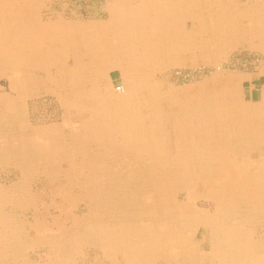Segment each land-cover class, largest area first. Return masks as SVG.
<instances>
[{
    "label": "rangeland",
    "instance_id": "rangeland-1",
    "mask_svg": "<svg viewBox=\"0 0 264 264\" xmlns=\"http://www.w3.org/2000/svg\"><path fill=\"white\" fill-rule=\"evenodd\" d=\"M0 2V38L10 46L0 56V264L264 261V206L249 214L253 202L247 197L264 193V120L221 115L204 127L196 112L206 102L210 110L225 111L237 100L262 110L264 27L245 16L259 8L264 13V0H189V13L176 19L165 14L161 22L154 13L127 15L121 43L128 52L137 43L123 54L122 66L120 57L102 59L93 46L99 39L113 43L104 28L120 0ZM125 2L134 12L151 10L156 1ZM216 4L228 8L226 15L218 17ZM32 24L44 28L31 32ZM129 32L138 36L130 44ZM158 33L156 44L150 36ZM234 122L242 124L227 137ZM230 163L232 188L242 191L220 201L224 211L217 212V226L243 219L239 231L242 238L250 236V246H243L242 257H216L209 252L208 233L181 213L215 216L219 199L212 194L227 181L216 173L229 176ZM184 236L191 248L179 247ZM159 239L161 250L154 248Z\"/></svg>",
    "mask_w": 264,
    "mask_h": 264
},
{
    "label": "bare ground",
    "instance_id": "bare-ground-1",
    "mask_svg": "<svg viewBox=\"0 0 264 264\" xmlns=\"http://www.w3.org/2000/svg\"><path fill=\"white\" fill-rule=\"evenodd\" d=\"M7 1V0H6ZM141 1V0H140ZM156 2H152V4L153 5H151V10H149V9H147V7L146 6H142L141 8H139V9H137L136 11H134L133 12V9H130V8H132V7H127L126 9H125V6H127V3L125 2V0H120V3L119 4H114L113 6H112V20H111V22H110V25L109 26H107V28H104V30H106V31H109L108 32V35H111V37H112V39H113V43H109L108 42V44H106V42H103L101 39H99L97 42H95V43H93V46H95L96 47V49H97V51H100V53L102 54V59L105 57L106 58V56H108V57H113V56H117V58H119L120 57V59H118V66H122V62H123V60H124V58H123V54L124 53H129L130 51H131V48H135V44L134 43H137V42H132L131 44H130V41L132 40V38L133 37H138L137 36V34H134V33H131V32H129V33H127V35H128V38H127V40H129L128 42H129V44L131 45V48L129 49V52H128V49L127 48H123V46L124 45H122V43H121V40H123V37H125V35H123V32H124V29L123 28H121V25L122 24H124V22L125 21H127L128 19H130V18H127L126 16L128 15L129 17H131L130 15H132V14H136V15H139V16H143V15H145V14H147V13H154L155 14V16H156V18L157 19H159L160 20V22L161 21H164L163 19H165V18H163L164 17V15L165 14H168L169 16H171V17H174V19H176V14H185V13H189L192 9H191V7H190V2H189V0H155ZM204 1H206V0H204ZM244 1V0H243ZM5 2V1H4ZM1 3V2H0ZM3 3V2H2ZM6 3V2H5ZM17 3V2H16ZM241 3V2H240ZM4 4V3H3ZM15 4V3H14ZM196 4V3H195ZM208 4V3H207ZM237 4H239V2H237ZM242 4V3H241ZM1 5V4H0ZM18 5V4H17ZM20 5V4H19ZM209 5H210V3H209ZM213 5V4H212ZM217 5V7H215V8H217L218 9V11L216 12L217 14H219V16L218 17H220V16H224V15H226V13L228 12V8H224L223 6H220L219 4H216ZM24 6H26V5H24ZM197 6V5H196ZM195 6V7H196ZM1 7H3V6H1ZM260 7V6H259ZM258 7V8H259ZM255 9V8H254ZM17 10V9H16ZM251 10V9H250ZM10 11V10H9ZM8 11V12H9ZM18 11V10H17ZM111 11V10H110ZM208 11H210V10H208ZM252 12V11H251ZM256 12V11H255ZM37 13V12H36ZM241 13V12H240ZM239 13V14H240ZM9 14V13H8ZM12 14L14 15V17H15V13L14 12H12ZM264 13H263V10L262 9H260L259 8V10H257V12L256 13H252V15H243V16H245L247 19V21H252L254 24H255V27H264V15H263ZM183 16V15H182ZM185 16H187V15H185ZM1 17V16H0ZM36 17V16H35ZM179 17V16H178ZM18 18V17H17ZM141 18V17H140ZM143 18V17H142ZM197 18V17H196ZM199 18V17H198ZM201 18V17H200ZM203 18H204V16H203ZM1 19V18H0ZM183 19H184V17H183ZM186 19V18H185ZM218 19V18H217ZM3 20V19H2ZM16 20V19H15ZM15 20H14V22H15ZM141 20V19H140ZM237 20V19H236ZM245 20V21H246ZM137 21V20H136ZM170 21H171V19H170ZM34 22V21H33ZM138 22V21H137ZM141 22H143V19H142V21ZM12 23V22H11ZM54 23V22H53ZM116 23H120V25H118V26H116ZM205 23V22H204ZM203 23V24H204ZM208 23V22H207ZM14 24V23H13ZM23 24V23H22ZM76 24V23H75ZM99 24V23H98ZM140 24V23H139ZM170 24H172V23H170ZM177 24V23H176ZM206 24V23H205ZM2 25V24H1ZM25 25V24H24ZM24 25H21V28L20 29H22V30H24L26 27L24 26ZM72 25V24H71ZM144 25V24H143ZM237 25V24H236ZM136 25H134V27H135ZM162 26V25H161ZM203 26V25H202ZM72 27V26H71ZM74 28L76 27V26H73ZM72 27V28H73ZM95 27V26H94ZM145 27H146V25H145ZM174 27H176V26H174ZM201 27V26H200ZM42 28H44V27H41V26H36L35 24H32V25H29V29H30V31L31 32H37V31H40ZM50 28V27H49ZM51 28H53L54 30H56V28H55V23H54V25H53V27H51ZM98 28V27H97ZM3 29H5V28H3ZM67 30V29H66ZM77 30V33L79 34V35H83L82 33H83V29L82 28H79V29H75V31ZM155 30V29H154ZM166 30V29H165ZM164 30V31H165ZM8 31V30H7ZM47 31H49V30H47ZM152 31V30H151ZM199 31H202V30H199ZM204 31V30H203ZM13 32H14V30H13ZM121 32V33H120ZM22 33L23 32H20V33H18L17 35H16V37L14 38V40H13V42H15V39L16 38H19L21 35H22ZM162 33V32H161ZM195 33V32H194ZM199 34H201L200 32H198ZM205 33H206V31H205ZM5 34H7V33H5ZM11 34V33H10ZM62 34V32L61 33H59V34H55L56 36H60ZM74 34V33H73ZM100 34V33H99ZM101 34H103V33H101ZM213 34H214V32H213ZM219 34V33H218ZM8 35V34H7ZM7 35H5L6 37H7ZM40 35H44L45 36V38H46V36L47 35H45V33L44 32H42V33H40ZM52 35V34H51ZM67 35L69 36L70 34L67 32ZM157 35H160L159 33L158 34H156V35H151L150 37L152 38V42H155L156 44H157V40L159 39L158 37H156ZM162 35V34H161ZM252 35H253V33H252ZM10 36H12L13 37V35H10ZM35 37L36 35L35 34H31V33H29L28 34V37ZM75 36H77V35H75ZM96 36V35H95ZM186 36V35H185ZM193 36V35H192ZM196 36V35H195ZM212 36V35H211ZM215 36H217V35H215ZM234 36V35H233ZM11 37V38H12ZM41 37V36H40ZM71 37V36H70ZM72 37H74V35L72 36ZM197 37H198V35H197ZM209 37V36H208ZM214 37V36H213ZM11 38H9V39H11ZM94 38V37H93ZM231 38V37H230ZM237 38V37H236ZM8 39V40H9ZM50 39H54L53 38V36H51L50 37ZM96 39V38H95ZM94 39V40H95ZM107 39H109V38H107ZM121 39V40H120ZM148 39V38H147ZM186 39V38H185ZM28 40V39H27ZM141 40V39H140ZM169 41H170V39H168ZM172 40V39H171ZM209 40V39H208ZM7 40L5 39L4 40V42H2L1 41V38H0V56H6V55H4V54H6L7 53V51L8 50H10V46L8 45V44H5V42H6ZM150 41V40H149ZM159 41V40H158ZM165 41V40H164ZM174 41H176V40H174ZM185 41V40H184ZM192 41H193V39H192ZM210 41V40H209ZM212 41V40H211ZM214 41V40H213ZM8 42V41H7ZM78 42V41H77ZM183 42V41H182ZM33 43V42H32ZM73 43V42H72ZM166 43V42H165ZM140 44H142L143 45V41H141V43ZM202 44V43H201ZM24 44H22V46H23ZM79 45V44H78ZM122 45V46H121ZM165 45V44H164ZM163 45V46H164ZM181 45V44H180ZM205 45V44H204ZM3 46H5L6 47V49H4L3 51L1 50V48L3 47ZM21 46V45H20ZM70 46H72V45H70ZM69 46V47H70ZM24 47V46H23ZM36 47V46H35ZM59 47V46H58ZM127 47V46H126ZM166 47V46H165ZM200 47H202V46H200ZM209 47V46H208ZM22 48V47H21ZM55 48V47H54ZM57 48V47H56ZM72 48V47H71ZM185 48V47H184ZM203 48V47H202ZM207 48V47H206ZM28 49V48H27ZM26 49V50H27ZM51 49V48H50ZM136 49V48H135ZM135 49L133 50V52H135ZM165 49V48H164ZM15 50V49H14ZM158 50V49H157ZM167 50V49H166ZM208 50V49H207ZM22 51V50H21ZM28 51V50H27ZM54 51H56V50H54ZM71 51H72V49H71ZM182 51V50H181ZM23 52V51H22ZM37 52V51H36ZM58 52V51H57ZM82 52H84V51H82ZM132 52V51H131ZM141 52V51H140ZM144 52V51H143ZM71 53V52H70ZM99 53V52H98ZM207 53V52H206ZM210 53V52H209ZM26 54V53H25ZM58 54V53H57ZM97 54V53H96ZM54 55V54H53ZM52 54H51V56H53ZM143 56H144V54H142ZM153 55V54H152ZM210 55V54H209ZM50 56V57H51ZM126 56V55H125ZM128 56V55H127ZM133 56V55H132ZM141 56V55H140ZM46 57V56H45ZM73 57V56H72ZM79 57V56H78ZM77 57V58H78ZM89 57H90V55H89ZM136 56H134V58H135ZM5 58V57H4ZM55 58V57H54ZM95 58V57H94ZM98 58V57H97ZM207 58V57H206ZM9 59V58H8ZM15 59V61L17 60V61H20V60H18V59H16V58H14ZM38 59V58H37ZM50 59V58H49ZM92 59H93V57H92ZM123 59V60H122ZM136 59V58H135ZM208 59V58H207ZM12 60V59H11ZM45 60V59H44ZM53 60V59H52ZM127 60V59H126ZM13 61V60H12ZM134 61V60H133ZM141 61V60H140ZM139 61V62H140ZM165 61V60H164ZM37 62V61H36ZM44 62V61H43ZM58 62V61H57ZM106 62V61H105ZM135 62V61H134ZM161 62V61H160ZM9 63V62H8ZM7 63V64H8ZM81 63V62H80ZM3 64V63H2ZM32 64V63H31ZM48 64V63H47ZM85 64V63H84ZM29 65V64H28ZM37 65V64H36ZM76 65V64H75ZM87 65V64H86ZM116 65V64H115ZM10 66V65H9ZM42 66H44V65H42ZM46 66V65H45ZM95 66V65H94ZM101 66V65H100ZM2 67V66H1ZM8 67V66H7ZM28 67V66H27ZM4 68V67H3ZM78 68V67H77ZM84 68L86 69V66H84ZM89 68V67H88ZM88 68H87V70H88ZM117 68V67H116ZM28 69H30V68H28ZM56 69V68H55ZM34 70V69H33ZM32 70V71H33ZM90 70V69H89ZM158 70V69H157ZM45 73V72H44ZM55 73V72H54ZM66 74V73H65ZM125 74V73H124ZM127 74V73H126ZM136 74H138L137 72H136ZM143 74V73H142ZM17 75V74H16ZM120 76V75H119ZM138 76H140V75H138ZM144 76V75H143ZM89 77V76H88ZM133 77L135 78V76L133 75ZM137 77V76H136ZM64 78V77H63ZM81 78V77H80ZM140 78V77H139ZM17 79V78H16ZM77 79V78H76ZM128 79V78H127ZM142 79V78H141ZM53 80V79H52ZM59 80V79H58ZM64 80V79H63ZM105 80V79H104ZM160 80V79H159ZM137 81V80H136ZM137 83V82H136ZM140 84V83H139ZM16 85V84H15ZM19 86V85H18ZM27 86V85H26ZM85 86V85H84ZM125 86V85H124ZM148 86H149V84H148ZM151 86V85H150ZM156 86H157V84H156ZM27 90V89H26ZM139 90V89H138ZM153 90V89H152ZM153 92V91H152ZM150 94V93H149ZM119 95H121V94H119ZM154 95V94H153ZM231 96H233V94H231L230 95V97ZM90 98V97H89ZM223 98V97H222ZM204 99V98H203ZM137 100V99H136ZM158 100V99H157ZM208 100H210V99H208ZM232 100V99H231ZM259 105L261 104L262 105V110H257V112H255V111H252V110H250V106L252 105V104H243V102H240V100L238 101H235V99H234V101L235 102H233V104L232 105H229L228 106V108L225 110V111H220V112H215V111H213V110H210L209 109V104H208V102H206V104H205V108H204V110H201V111H196L197 112V116L201 119H199L200 120V123L199 124H204V127L211 121V120H215V118L216 117H219V116H221V115H226V116H229L230 118H233L234 120H236V119H241L242 121L243 120H245V119H257V120H264V85H263V87H262V93H261V96H260V98H259ZM135 101V100H134ZM138 101V100H137ZM212 101V100H211ZM5 102V101H4ZM137 103V102H136ZM6 104V103H5ZM122 104V103H121ZM120 104V105H121ZM125 105V104H124ZM207 105H208V107H207ZM158 106V105H157ZM122 107V106H121ZM249 108V109H248ZM254 108V107H253ZM157 109V108H156ZM257 109V108H256ZM259 109V108H258ZM255 110V109H254ZM188 111V110H187ZM188 114H189V112H188ZM195 110H194V112L192 113V114H189L190 116H192V117H194L195 115ZM148 116V115H147ZM178 116H179V114H178ZM147 120V119H146ZM149 120V119H148ZM179 120H180V118H179ZM183 120V119H182ZM2 121V120H1ZM17 122V121H16ZM153 122V121H152ZM178 123V122H177ZM241 123V122H240ZM152 124V123H151ZM242 124V123H241ZM241 124H239V122H234L232 125H231V128H229L228 130H226L225 131V133H226V135H227V137H229V136H233V135H235V132H236V130H237V127L236 126H239V125H241ZM247 124V123H246ZM264 124V123H263ZM241 128V127H240ZM239 129V128H238ZM249 129V128H248ZM27 130V129H26ZM31 131V130H30ZM250 131V130H249ZM257 131H258V129H257ZM251 132V131H250ZM258 133H259V131H258ZM261 134V133H260ZM53 138V137H52ZM50 141V140H49ZM98 141V140H97ZM205 141H207V138H206V140ZM21 142H23V141H21ZM55 142H57L56 140H55ZM208 142V141H207ZM11 143V142H10ZM14 143H15V141H14ZM64 143V142H63ZM62 143V144H63ZM30 144V143H29ZM33 144V143H32ZM38 144V143H37ZM224 144H227L226 142L224 143ZM229 144V143H228ZM10 145V144H9ZM21 145V144H20ZM54 145H56V143L54 144ZM6 146V145H5ZM14 146V145H13ZM206 146H209V144H206ZM4 147V146H3ZM10 147V146H9ZM21 147V146H20ZM49 147V146H48ZM24 148V147H23ZM34 148V147H33ZM36 148V147H35ZM7 149V148H6ZM38 148H36V150H37ZM53 149H55V148H53ZM53 149H51V150H53ZM50 149H48L47 151H49ZM161 150H162V148H161ZM219 151L220 150H222V149H218ZM13 151H14V149H13ZM17 151V150H16ZM15 151V152H16ZM26 151V150H25ZM24 151V152H25ZM41 151H42V148H41ZM251 151V150H250ZM8 152V151H7ZM12 152V151H11ZM43 152V151H42ZM53 152V151H52ZM72 152V151H71ZM163 152V151H162ZM57 153V152H56ZM69 153V152H68ZM164 153V152H163ZM220 153V152H219ZM60 154H62V153H60ZM165 154H166V152H165ZM218 154V153H217ZM14 155V154H13ZM12 155V156H13ZM30 155V154H29ZM41 155V154H40ZM63 155H65V154H63ZM28 156V155H27ZM34 156H37L36 154L34 155ZM39 156V155H38ZM43 156V155H42ZM45 156V155H44ZM47 156V155H46ZM46 156H45V158H46ZM54 156V155H53ZM58 156V155H57ZM62 156V155H61ZM66 156V155H65ZM25 157V156H24ZM29 157V156H28ZM31 157V156H30ZM40 157V156H39ZM68 157H69V155H68ZM11 158V157H10ZM26 158V157H25ZM32 158H34V157H32ZM55 158V157H54ZM57 158V157H56ZM55 158V159H56ZM65 158V157H64ZM156 158V157H155ZM13 159V158H12ZM11 159V160H12ZM36 159V158H35ZM44 159V158H43ZM49 159H50V157H49ZM62 159V158H61ZM70 159V158H69ZM26 160V159H25ZM46 160V159H45ZM66 160V159H65ZM64 160V161H65ZM73 161V160H72ZM9 162V161H8ZM51 162V161H50ZM60 162V161H59ZM153 162V161H152ZM229 162V161H228ZM172 163V162H171ZM27 164V163H26ZM228 164V163H227ZM229 165H231V166H228V168L226 169V171H228V173L230 174L229 176H225L224 177V172H222V170H219L218 171V174L216 173V175L217 176H219V178H220V180H222V177L224 178V179H227V181H225L224 182V186H223V188H225V189H220V190H218V191H216V192H214L213 194H212V197H214L215 199H219L218 200V202H216V205H215V207H213L212 208V210H213V212H214V217H212V218H210V217H206L205 215H203L201 212L199 213V214H195L194 216H191L190 215V213H189V215H188V213L187 214H184V213H181L182 215V218H185L186 219V221L188 222V224L189 225H191V226H193L196 230H199V228H201L202 229V234L203 235H207L206 233H208V235H209V244H210V254H213L214 253V256H216V255H218V256H216V257H226V252H230V256L229 257H242L241 256V254H242V249H243V246H245L246 247V249H247V245L248 246H250V244H249V237L250 236H247V235H244L243 236V238H242V234L240 233V231H239V227H240V224L244 221L243 219H238V218H236V216L235 217H232L231 218V220L228 222V225H227V223L225 224L224 222H222V224L220 225V226H217V222H218V216H217V212L218 213H222L223 211H224V209L221 207L222 206V202H220V201H222L224 198L225 199H227V200H232V196H234V195H236V194H239L238 192H241L242 190L241 189H239V188H237V187H233L232 188V184H233V179H231V178H229L230 176H231V174H232V166H233V164L232 163H230ZM254 165V164H253ZM46 166V165H45ZM210 166V165H209ZM150 167H152V165L150 166ZM149 167V168H150ZM156 167V166H155ZM58 168H60V167H58ZM16 169V168H15ZM66 169V168H65ZM184 170V169H183ZM218 170V169H217ZM224 170V169H223ZM57 171V170H56ZM156 171V170H155ZM72 173V172H71ZM74 174H72V176H73ZM64 176H67V175H64ZM127 177V176H126ZM154 177H155V175H154ZM74 178V177H73ZM131 178V177H130ZM97 180V179H96ZM127 180V179H126ZM171 180V179H170ZM46 181V180H45ZM212 181H214V180H212ZM257 181V180H256ZM261 181H262V179H261ZM210 182V181H209ZM149 183V182H148ZM227 183H230L231 185L229 186ZM236 184L235 185H239L240 183H237V181L235 182ZM214 184V183H213ZM212 184V185H213ZM65 186V185H64ZM63 186V187H64ZM62 187V186H61ZM62 187V188H63ZM19 188H20V186H19ZM65 190V189H64ZM154 194V193H153ZM159 194V193H158ZM258 195L260 196V197H262V199L260 200V199H258ZM20 196V195H19ZM154 196V195H153ZM157 196V195H156ZM16 197V196H15ZM248 198H250L251 200V202H253V203H251V205L248 207V211L250 212L249 214H251V213H254V212H256V211H258V209H262L261 208V206H264V193H256V192H253V193H250L248 196H247ZM158 198V197H157ZM156 198V199H157ZM29 199V198H28ZM27 199V200H28ZM26 200V199H25ZM169 200V199H168ZM158 201H159V198H158ZM153 203V202H152ZM250 203V202H249ZM171 204V203H170ZM180 204V203H179ZM257 204V205H256ZM191 205V204H190ZM211 205V204H210ZM196 207V206H195ZM160 208V207H159ZM2 209V208H1ZM175 209V208H174ZM9 210V209H8ZM153 210V209H152ZM156 210V209H155ZM234 210V207L233 206H230V211H233ZM236 210H238V208H236L235 209V212H236ZM3 211V210H2ZM210 212V211H209ZM212 212V213H213ZM10 213V212H9ZM154 213H156V211L154 212ZM160 213V212H159ZM5 215V214H4ZM8 217V216H7ZM11 219V218H10ZM170 219V218H169ZM229 220V219H228ZM6 221V220H5ZM76 223H78V222H76ZM122 223V222H121ZM213 223H216V227H214V226H210L211 224H213ZM248 223V222H247ZM4 224V223H3ZM89 225H91V224H89ZM156 225V224H155ZM92 226V225H91ZM81 227V226H80ZM95 227V226H94ZM93 227V228H94ZM6 228V227H5ZM142 228L144 229V230H146V229H148V228H150V226L148 227V225H143L142 226ZM23 229V228H22ZM76 229V228H75ZM80 229V228H79ZM82 229V228H81ZM87 229V228H86ZM159 229V228H158ZM91 231V230H90ZM89 232V231H88ZM119 232V231H118ZM3 233V232H2ZM115 233H116V231H115ZM122 233V232H121ZM124 233V232H123ZM213 233H216L215 235L213 234ZM4 234V233H3ZM119 234H120V232H119ZM141 234V233H140ZM184 234V233H183ZM182 234V235H183ZM125 235H127V234H125ZM142 235V234H141ZM207 235V236H208ZM60 236V235H59ZM116 236H118V234L116 235ZM162 236V235H161ZM178 236V235H177ZM61 237V236H60ZM59 238V237H58ZM167 238V237H166ZM192 238V237H191ZM245 238H247L246 239V241H242V239L244 240ZM60 240V239H59ZM168 240V239H167ZM77 241V240H76ZM172 241V240H171ZM94 242H96V241H94ZM160 239H159V241H158V245L157 246H155L154 245V248H156V247H159V248H157L158 250L161 248L160 247ZM168 242V241H167ZM74 243V242H73ZM76 243V242H75ZM117 243V242H116ZM189 236L187 237H182V239H181V241H180V243H179V247L180 248H186L187 246L188 247H190V245H189ZM47 244V243H46ZM50 246H51V243L49 244ZM138 245V244H137ZM45 246V245H44ZM143 246V245H142ZM253 246V245H252ZM165 248V247H164ZM191 248V247H190ZM203 248V247H202ZM144 249V248H143ZM161 250V249H160ZM244 251V250H243ZM244 253V252H243ZM15 254V253H14ZM244 255V254H243ZM70 256V255H69ZM216 257H215V259H216ZM147 259H149L148 257H147ZM8 260V259H7ZM10 260V259H9ZM17 260V259H16ZM56 260V259H55ZM151 260V259H150ZM226 260V259H225ZM12 261V260H11ZM10 262V261H9ZM59 262H61V261H59ZM223 261H222V258H220V259H218V262H217V264H223L222 263ZM226 262V261H225ZM133 263H135V262H133ZM139 263V262H138ZM231 263V262H230ZM255 263H257V264H264V261L263 262H260V261H256ZM60 264V263H59ZM76 264V263H75ZM225 264V263H224Z\"/></svg>",
    "mask_w": 264,
    "mask_h": 264
}]
</instances>
